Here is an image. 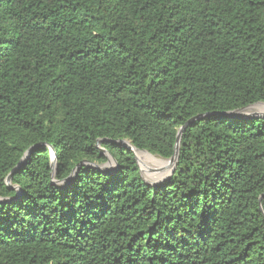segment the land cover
Returning a JSON list of instances; mask_svg holds the SVG:
<instances>
[{
  "label": "trees",
  "instance_id": "16d2710c",
  "mask_svg": "<svg viewBox=\"0 0 264 264\" xmlns=\"http://www.w3.org/2000/svg\"><path fill=\"white\" fill-rule=\"evenodd\" d=\"M259 102L264 0H0V264H264Z\"/></svg>",
  "mask_w": 264,
  "mask_h": 264
},
{
  "label": "water",
  "instance_id": "95a60500",
  "mask_svg": "<svg viewBox=\"0 0 264 264\" xmlns=\"http://www.w3.org/2000/svg\"><path fill=\"white\" fill-rule=\"evenodd\" d=\"M256 104H263V103H255L253 105H256ZM253 105H250V106H253ZM250 106H247L246 108L250 107ZM245 108H242V109H238V110H235V111H232V112H227V113H214L212 115H221V116H224L226 118H236V119H251V118H260V119H264V116H260V115H248V116H239V115H236V112L238 111H241ZM204 116H210L209 114L207 115H199V116H196L192 119H190L189 121H187L182 127H180L177 131V136H176V144H175V150H174V153L173 155L167 159L166 161L168 162H172V169H171V172L169 174V176H171L175 170V167H176V163H177V159H178V147H179V141H180V137H181V133L182 131L190 124L192 123L193 121H197V120H200L201 118H203ZM104 140H98L97 141V144H96V148L99 150L100 154H102L103 156L106 157L107 161L111 160L113 163H114V169L116 168V163H115V160L107 153V151H105V149L99 147V145L103 142ZM112 144H115L117 145L118 147H122L124 148L125 150L127 151H130L131 153H133L134 155V159L135 161L137 162V158L135 156V151H140L136 148H134L131 143L127 140H115V141H108ZM49 150H50V154H51V165H52V168L55 167V164H56V159H57V156H56V153L54 151V149L52 147H49ZM141 152H145V151H141ZM147 155H150L148 154L147 152H145ZM30 154V150L28 152L25 153L24 157L22 158L21 162L19 163V165L16 167V169H14L9 175L8 177L6 178L5 182H6V185L8 186L9 189L11 190H14V191H17L19 192V188L18 187H15V186H11V178L13 176V174H15V172H17L18 170H20L24 163H25V160L27 159V157L29 156ZM152 156V155H150ZM152 157H155V156H152ZM83 165H86L88 168H91L93 170H97L103 174H109V173H112L113 170H102L99 165L97 164H89L87 162H81L79 163L75 169L73 170L72 174L67 178L65 179L63 182H55L53 179L51 181V183H53L54 185H68L70 182L73 181V178H74V175L76 174V172L78 171V168L83 166ZM53 174L52 173V178H53ZM168 176V177H169ZM162 181V180H161ZM161 181L159 182H156V183H153V184H148L150 186H154L158 183H160ZM264 195H262L259 199V201L262 199ZM16 198V197H15ZM7 203V201H4V200H1L0 199V204H5Z\"/></svg>",
  "mask_w": 264,
  "mask_h": 264
},
{
  "label": "rangeland",
  "instance_id": "374dc122",
  "mask_svg": "<svg viewBox=\"0 0 264 264\" xmlns=\"http://www.w3.org/2000/svg\"><path fill=\"white\" fill-rule=\"evenodd\" d=\"M261 106L262 108H256L251 111H246V113L264 116V104H261ZM140 161L143 164L139 163V161L137 160L140 176L147 184H153L164 180L169 176L172 169L170 165H164L167 161L161 160L157 157L149 156L147 154L140 155ZM99 167L105 171L114 170V163L109 160L103 164H100Z\"/></svg>",
  "mask_w": 264,
  "mask_h": 264
},
{
  "label": "bare ground",
  "instance_id": "6f19581e",
  "mask_svg": "<svg viewBox=\"0 0 264 264\" xmlns=\"http://www.w3.org/2000/svg\"><path fill=\"white\" fill-rule=\"evenodd\" d=\"M236 115H239V116H248V115H252V114H249V113H246V112H236ZM138 152H141V151H135V156L137 158V160L139 161V163L143 164L141 161H140V157L138 155ZM145 153V152H143ZM146 154V153H145ZM166 161V160H164ZM164 165H170L172 167V162H166V164ZM167 168V167H166Z\"/></svg>",
  "mask_w": 264,
  "mask_h": 264
}]
</instances>
